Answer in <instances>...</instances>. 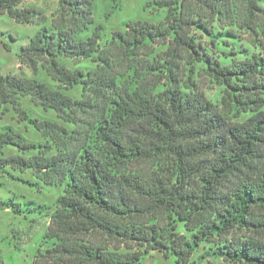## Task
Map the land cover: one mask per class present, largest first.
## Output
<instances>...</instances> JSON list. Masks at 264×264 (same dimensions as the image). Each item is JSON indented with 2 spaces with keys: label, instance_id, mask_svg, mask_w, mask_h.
Masks as SVG:
<instances>
[{
  "label": "trees",
  "instance_id": "16d2710c",
  "mask_svg": "<svg viewBox=\"0 0 264 264\" xmlns=\"http://www.w3.org/2000/svg\"><path fill=\"white\" fill-rule=\"evenodd\" d=\"M95 1L57 0L47 24L24 0H0V15L45 23L18 60L54 82L0 70V108L44 138L0 132V168L65 187L34 264H139L155 252L191 264L205 244L217 248L203 259L264 264V0H156L162 22H129L106 43ZM21 97L64 124L32 117ZM9 146L31 156L5 157Z\"/></svg>",
  "mask_w": 264,
  "mask_h": 264
},
{
  "label": "rangeland",
  "instance_id": "374dc122",
  "mask_svg": "<svg viewBox=\"0 0 264 264\" xmlns=\"http://www.w3.org/2000/svg\"><path fill=\"white\" fill-rule=\"evenodd\" d=\"M156 0H96L94 3L95 25L102 26V42L106 43L113 32H125L129 22H149L159 24L166 17V10H159L152 3ZM20 8H35L48 19L47 24L55 18L58 11L57 0H24ZM45 23L21 24L7 15H0V70L4 76L15 75L54 85L52 79L43 68L34 73L21 66L18 53L31 38L43 28ZM92 26L85 34H91ZM60 63L74 70L84 66L77 62L60 58ZM207 84L206 94L209 99L220 103L223 89ZM73 95V93H69ZM80 96L79 89L75 92ZM22 107L32 116L50 119L64 124L55 112L46 111L36 106L30 97H21ZM8 127L20 133L30 142L43 143L44 138L34 126L21 122L11 106L0 108V132ZM70 128L72 126H69ZM5 157L23 154L14 147H7ZM65 187L50 186L39 181L32 170L22 172L10 167L0 168V264H34V260L42 248L47 245L46 234L55 211V203L63 196ZM2 204L4 206H2ZM185 233L184 224L179 227ZM49 246V245H48ZM217 246L204 245L193 255L191 264H230L217 256L206 259L201 256ZM139 264H177L176 258H165L160 252L146 255Z\"/></svg>",
  "mask_w": 264,
  "mask_h": 264
}]
</instances>
